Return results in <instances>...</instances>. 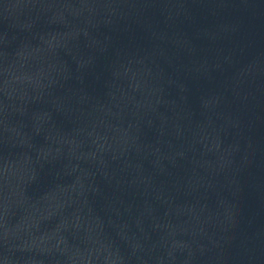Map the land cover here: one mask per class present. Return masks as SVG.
Listing matches in <instances>:
<instances>
[{
    "label": "water",
    "instance_id": "95a60500",
    "mask_svg": "<svg viewBox=\"0 0 264 264\" xmlns=\"http://www.w3.org/2000/svg\"><path fill=\"white\" fill-rule=\"evenodd\" d=\"M0 264H264V0H0Z\"/></svg>",
    "mask_w": 264,
    "mask_h": 264
}]
</instances>
